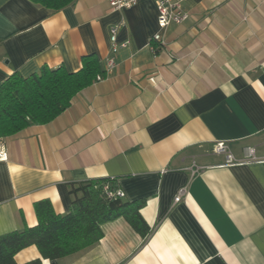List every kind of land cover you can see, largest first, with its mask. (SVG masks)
<instances>
[{"label":"crops","instance_id":"0c3cea01","mask_svg":"<svg viewBox=\"0 0 264 264\" xmlns=\"http://www.w3.org/2000/svg\"><path fill=\"white\" fill-rule=\"evenodd\" d=\"M190 14L160 29L152 0L112 9L74 0L54 11L0 0V83L41 66L70 72L94 54L105 70L109 27L121 23L115 66L81 89L53 120L0 141V235L37 223L33 203L66 213L69 183L114 177L141 202L145 237L123 217L70 255L47 259L35 245L16 264H264V162L225 163L264 151V0H184ZM161 32L164 44L153 52ZM183 190L180 201L175 197Z\"/></svg>","mask_w":264,"mask_h":264},{"label":"trees","instance_id":"16d2710c","mask_svg":"<svg viewBox=\"0 0 264 264\" xmlns=\"http://www.w3.org/2000/svg\"><path fill=\"white\" fill-rule=\"evenodd\" d=\"M57 11L74 0H32ZM105 73L94 54L81 58L75 72L63 66L43 65L37 72L21 76L17 72L0 83V140L18 131L53 120L83 88ZM1 142V141H0ZM114 177H100L69 183L70 206L66 213H56L48 199L33 203L37 223L0 235V264H16L14 255L35 245L41 257L57 259L75 253L103 236L101 225L117 217L145 237L150 228L139 213L141 202L123 196H110L116 190ZM24 264H41L39 258Z\"/></svg>","mask_w":264,"mask_h":264},{"label":"built area","instance_id":"2783aa9c","mask_svg":"<svg viewBox=\"0 0 264 264\" xmlns=\"http://www.w3.org/2000/svg\"><path fill=\"white\" fill-rule=\"evenodd\" d=\"M138 0H108L109 6L112 9H126L130 8L137 3ZM155 4L157 10V24L158 27L166 29L171 24H180L186 21L190 14L187 10L183 8L184 0H152ZM121 26V23L114 24L109 27V41H110V50L112 56L109 57L106 61L105 71H110L115 66L114 55L118 48L124 46L125 42L117 41L118 29ZM164 44L162 39L161 32H157L153 35L151 40V48L153 52H156L160 46ZM100 78V77H99ZM98 78V79H99ZM214 151L217 154H222L225 156V163L227 164H241L248 162H264V151L261 155H258L255 151V148L252 146H245L243 148V156L241 158H236L229 150L226 143L223 141H218L215 143ZM7 155L5 149L0 143V159H6ZM183 190H181L178 195L175 197V201H180L182 198ZM110 196H123V192L119 189L114 190L113 192H108Z\"/></svg>","mask_w":264,"mask_h":264}]
</instances>
